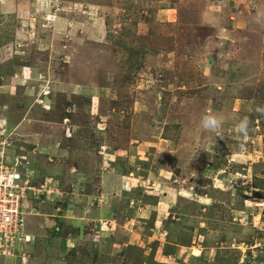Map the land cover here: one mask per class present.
<instances>
[{"label": "rangeland", "instance_id": "1", "mask_svg": "<svg viewBox=\"0 0 264 264\" xmlns=\"http://www.w3.org/2000/svg\"><path fill=\"white\" fill-rule=\"evenodd\" d=\"M235 2L0 0V166L29 235L0 264H264V0ZM216 171L233 200L201 199Z\"/></svg>", "mask_w": 264, "mask_h": 264}, {"label": "built area", "instance_id": "2", "mask_svg": "<svg viewBox=\"0 0 264 264\" xmlns=\"http://www.w3.org/2000/svg\"><path fill=\"white\" fill-rule=\"evenodd\" d=\"M26 183L21 172L0 166V251L13 247L16 241L29 240L23 232Z\"/></svg>", "mask_w": 264, "mask_h": 264}, {"label": "crops", "instance_id": "3", "mask_svg": "<svg viewBox=\"0 0 264 264\" xmlns=\"http://www.w3.org/2000/svg\"><path fill=\"white\" fill-rule=\"evenodd\" d=\"M234 2H235V0H233ZM237 1V0H236ZM248 2H249V0H247ZM259 0H251V3H253L254 5L252 6V7H255V4L256 5H259V3L257 4V2H258ZM236 3V2H235ZM234 3V7H236V4ZM240 3H242V1H240ZM261 6H263V1H262V4H261ZM204 12V11H203ZM240 16V15H239ZM217 18V17H216ZM236 18V17H235ZM234 19V18H233ZM228 25H227V29H226V32H230V31H232L233 32V34L236 36L237 35V33L239 32V31H242V29H246V28H249L248 27V25L251 23V21H248V17H246L245 15H241L240 16V18L239 17H237L236 19H235V21H233V20H229L228 22ZM207 25V26H206ZM205 26H206V29H207V31H209V34H211V33H214V32H216V31H218V29L217 30H215V28L214 27H212L211 25H209V23H207ZM243 27H246V28H243ZM234 41V40H233ZM206 44V50H210V44L209 43H205ZM222 173V174H221ZM223 173H226V172H223V171H216V179L215 180H213L211 183H212V186H211V184L210 183H208L207 184V187H203V186H205V185H201V187L199 188V189H202V188H204L203 189V193H202V195H201V199H208L209 197H213V198H218V199H220V200H224L225 198H227L228 196H230V200H233V198H234V194H232V192H231V190H230V188H227L228 187V184L227 183H224V181H225V179H226V177L225 176H223V178H222V176L221 175H223ZM256 178H258V182L260 183V181H262L263 180V182H264V175L263 174H261V175H259V176H256ZM262 182V183H263ZM230 186V185H229ZM208 187L209 188H211V189H209V190H212L213 191V193L214 194H207L208 193ZM224 187H226L227 189H225ZM254 190V191H253ZM259 191H261V193H262V196L261 197H258L257 199H259V200H261V202L260 203H255V206L253 205L252 207H250V210H251V208L252 209H254V210H258V213H255L254 214V218L255 219H257V217H259L258 219H259V222H258V224L256 225L257 227H258V225L261 227L260 229L261 230H257V238H260V242H256V244L255 245H253L254 246V248L253 249H255V248H257V249H259L258 247H260V248H264V189H262V188H258V187H255L254 185L252 186V190L250 191V192H252V195H253V198H254V194L255 193H259ZM224 192H225V194H224ZM205 197H204V196ZM224 195H227V196H225L224 197ZM229 198V197H228ZM250 200V199H249ZM223 207H229V206H227V205H225V206H223ZM257 221V220H256ZM262 225V226H261ZM255 226V227H256ZM261 245V246H260ZM263 245V246H262ZM252 246V245H251Z\"/></svg>", "mask_w": 264, "mask_h": 264}, {"label": "clouds", "instance_id": "4", "mask_svg": "<svg viewBox=\"0 0 264 264\" xmlns=\"http://www.w3.org/2000/svg\"><path fill=\"white\" fill-rule=\"evenodd\" d=\"M256 112L264 115V108L258 107ZM199 128L202 133L209 136L220 137L223 135L222 121L213 113L207 112L199 118ZM249 120L247 117L240 119L236 125L239 134L247 135L249 129Z\"/></svg>", "mask_w": 264, "mask_h": 264}, {"label": "trees", "instance_id": "5", "mask_svg": "<svg viewBox=\"0 0 264 264\" xmlns=\"http://www.w3.org/2000/svg\"><path fill=\"white\" fill-rule=\"evenodd\" d=\"M9 36H8V34L7 35H2V34H0V45H3L4 44V40L3 39H7ZM16 63V62H15ZM19 63V62H18ZM17 63V64H18ZM60 221H62V219L60 220ZM61 222H59L58 223V225H57V227L56 228H54V233L57 235L56 237H54V239H57V241L61 238V235H59L60 234V231H61V229H62V227H61ZM63 226V225H62ZM66 240H61L60 241V251H65L66 249H67V244H66V242H65ZM69 249V248H68ZM71 249H73V251L75 250L76 251V247H73V248H71ZM75 251H74V253H75Z\"/></svg>", "mask_w": 264, "mask_h": 264}]
</instances>
